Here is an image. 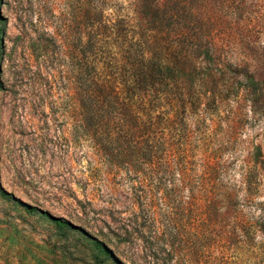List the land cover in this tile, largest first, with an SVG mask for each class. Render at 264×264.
<instances>
[{"label": "rangeland", "instance_id": "rangeland-1", "mask_svg": "<svg viewBox=\"0 0 264 264\" xmlns=\"http://www.w3.org/2000/svg\"><path fill=\"white\" fill-rule=\"evenodd\" d=\"M90 1L0 0V264H115L97 256L93 237L123 264H147L146 257L151 264H264L261 231L254 249L229 235L223 242L218 217L185 212V190L170 178L156 180L141 203L136 168L95 145L79 115L73 59L78 11ZM106 3L108 14L155 27L185 51L203 58L211 49L213 61L204 67L214 73L218 96L185 114L193 169L206 180V165H214L213 179L231 186L248 219L260 220L264 0ZM53 217L82 231L62 230ZM125 229L135 245L117 236Z\"/></svg>", "mask_w": 264, "mask_h": 264}, {"label": "trees", "instance_id": "trees-1", "mask_svg": "<svg viewBox=\"0 0 264 264\" xmlns=\"http://www.w3.org/2000/svg\"><path fill=\"white\" fill-rule=\"evenodd\" d=\"M83 6L78 11L74 75L79 115L93 132L95 145L119 164L136 168L141 203L147 200V188H156V180L170 178L185 190V212L202 210L209 221L217 216L223 242L229 235L238 244L257 248L253 242L257 232L264 235V215L258 221L248 219L231 186L213 179L214 165H206V180L193 169L185 114L187 106L218 96L214 73L204 67L213 61L211 49L201 58L155 27L131 26L108 14L106 0H91L85 11ZM27 210L39 211L30 205ZM53 220L62 230L82 231L65 219ZM121 234L117 236L124 234L127 244L137 242L128 229ZM92 240L98 257L123 264L108 243ZM253 254L255 259L262 256ZM146 262L151 264L148 257Z\"/></svg>", "mask_w": 264, "mask_h": 264}]
</instances>
